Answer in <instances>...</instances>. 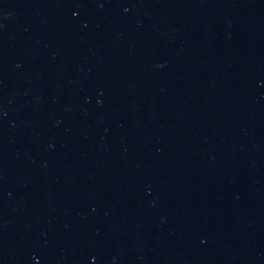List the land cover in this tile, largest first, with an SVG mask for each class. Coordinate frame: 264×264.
Here are the masks:
<instances>
[{
	"label": "water",
	"instance_id": "water-1",
	"mask_svg": "<svg viewBox=\"0 0 264 264\" xmlns=\"http://www.w3.org/2000/svg\"><path fill=\"white\" fill-rule=\"evenodd\" d=\"M258 264H264V248H263L262 254L260 256V259L258 261Z\"/></svg>",
	"mask_w": 264,
	"mask_h": 264
}]
</instances>
